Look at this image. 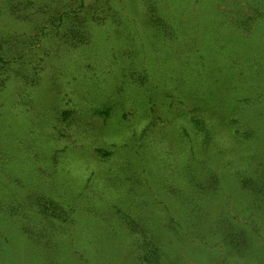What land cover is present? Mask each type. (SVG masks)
Wrapping results in <instances>:
<instances>
[{"label":"rangeland","instance_id":"374dc122","mask_svg":"<svg viewBox=\"0 0 264 264\" xmlns=\"http://www.w3.org/2000/svg\"><path fill=\"white\" fill-rule=\"evenodd\" d=\"M129 1L123 13L133 39L98 26L93 41L107 51L106 63L99 62L106 77L71 73L59 80L58 100L72 108L80 99L84 106L77 117L55 120L49 140L40 137L34 147L39 160L16 162L23 183L14 191L39 190L65 208L67 221L53 218L55 228L47 229L58 248L49 251L44 239L27 234L3 264H139L143 236L132 229L133 219L154 231L165 252L161 263L224 264L227 253L231 264H264V240L256 239L254 254L242 257L223 240L228 226L250 230L245 223L252 214L264 222L258 209L246 210L250 196L237 182L225 201L211 192L197 200V226H218L224 248L206 241L196 247L184 204L193 195L185 189L204 177L200 171L217 176L248 168L250 147L264 150V138L248 144L236 133L240 125L252 133L264 127V107L256 103L264 95V0H151L160 10L148 15L138 0ZM159 18L172 23L173 38L159 36ZM249 97L255 106L246 108ZM100 103L114 105L107 118L90 111ZM28 213L37 219L36 211Z\"/></svg>","mask_w":264,"mask_h":264},{"label":"trees","instance_id":"16d2710c","mask_svg":"<svg viewBox=\"0 0 264 264\" xmlns=\"http://www.w3.org/2000/svg\"><path fill=\"white\" fill-rule=\"evenodd\" d=\"M152 1L138 0L139 7L145 6L143 14L152 9L159 12L158 4L156 6V2ZM124 3L125 6H130L129 0H97L91 6L87 5L86 0H61V3L56 0H0V264L13 254L17 249L16 242L27 234L44 239L43 248L49 251L58 248L47 238L51 237L47 229L55 228V223H51V220L67 221L62 215L63 212L65 214V208L52 197L39 194V190L35 192L29 189L25 196L14 191L13 186L23 183L16 172V162L39 160L41 156L34 152V147L41 142L40 137L44 142L45 138L49 140L51 131L56 126L53 124L55 120L58 121L61 117L62 120H67L71 115L77 117L84 106L80 99H77L78 102L72 108L67 107L68 103L58 100L60 92H63L59 80L75 75L71 73L94 80L106 77L100 71L102 65L99 62L101 60L106 63L104 59L108 58L107 51L93 41L99 30L98 26L113 29V35L119 33V37L130 41L133 39L131 26L127 22L131 19L123 13ZM239 21L236 20L237 24ZM241 21L242 25L247 23V19ZM156 25L159 36H175L172 23L159 18ZM257 100V105L264 107V95L258 96ZM244 101L246 108L255 106L250 97ZM113 107L114 105L109 107L102 103L101 106L92 105L90 111L95 116L107 118ZM41 121H44L43 125ZM30 124L34 130L28 128ZM14 126H17V134H13ZM240 127L236 129V133L248 144L256 137L261 140L264 138V127L254 133L242 131ZM251 127L253 126L247 125L246 128ZM52 157L54 158V153ZM246 163L249 164L248 168L235 169L227 174L221 172L217 176L200 171L204 177L194 179L191 187L185 189V192L193 193L184 199L189 213L185 223L193 225L191 229L195 233L196 247L205 241L215 242L220 246L217 240L220 239L221 230L218 226L208 227L204 223L197 226V200L202 195H207V192L222 196L225 201L224 196L234 193L231 187L237 182L239 188H243L250 196V199L244 201L246 210L250 209L253 213L258 209L264 215V150L257 151L250 147ZM186 169L192 171L190 166ZM3 179L8 183L4 184ZM230 195L232 194L228 197ZM162 204L170 216V209ZM28 211H36L37 219ZM25 219L30 222L24 224ZM134 220L130 223L132 229H139L143 236L137 245L139 264H165L161 263L165 252L162 245L155 242L154 231L145 225V221L140 226L136 223L139 219ZM248 220L245 224L249 225L250 230L245 225H240L241 228L237 229L226 227L229 234H224L223 240L230 244L229 251L234 257L254 254L252 251H255L256 239L264 240V222L253 214ZM37 221L41 225L39 228L34 224ZM45 221L50 224L45 226ZM227 223L229 220L225 221V225ZM211 238L215 241H211ZM33 246L34 244L28 247L32 255ZM259 252L261 254V250ZM219 254L222 257V249ZM223 258L224 264L234 261V258L228 260L227 253Z\"/></svg>","mask_w":264,"mask_h":264}]
</instances>
